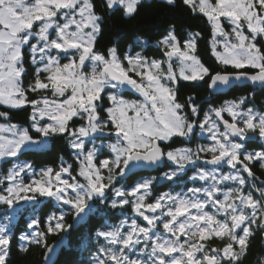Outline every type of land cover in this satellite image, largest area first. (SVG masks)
<instances>
[{
	"label": "snow or ice",
	"instance_id": "6c2138e0",
	"mask_svg": "<svg viewBox=\"0 0 264 264\" xmlns=\"http://www.w3.org/2000/svg\"><path fill=\"white\" fill-rule=\"evenodd\" d=\"M164 2L175 6L176 0ZM182 2L193 15L206 18L211 52L225 66L223 71L212 72L202 63L198 31L189 30L181 38L170 25L155 41L160 57L146 54L152 41L141 34L130 38L126 51L119 37L97 49L104 16L96 11L95 0H0V105L31 107L29 127L0 123V159L16 158L8 161L11 167L0 178V206H5L0 264H7L10 256L11 221L20 202L38 197L68 206L77 221H83L86 209L90 212L97 201L113 210L130 206L146 221L142 226L135 218L130 223L126 219L98 229L90 238L97 246L88 264H241L250 239L257 232L264 235V179L253 171L256 164L264 170V109L248 106V97H239L219 106L210 103L201 116L192 97L180 102L177 96L180 81L206 77L208 87L217 92L241 81L264 91V0ZM140 3L103 0L101 6L109 11L118 6L131 18ZM29 67L32 78L25 86ZM29 93L37 98L30 99ZM0 119L9 121V111H0ZM203 133L211 143L195 151L171 147L174 138L190 140ZM60 138L73 150L75 175L73 164L63 157L58 169L47 166L39 172L30 162H17ZM252 142L258 147L249 148ZM164 159L177 166L162 173L168 181H180L178 173L192 165L188 179L205 186L164 192L151 201L156 177L130 189L115 186L118 177ZM202 159L213 168L197 167ZM225 165L228 172L218 171ZM39 223L33 218L27 228L39 229ZM71 227L63 211L53 213L45 221L46 231L19 236L25 242L20 250L35 244L45 249L49 261L54 246L47 236L67 233ZM256 264H264V257Z\"/></svg>",
	"mask_w": 264,
	"mask_h": 264
},
{
	"label": "trees",
	"instance_id": "16d2710c",
	"mask_svg": "<svg viewBox=\"0 0 264 264\" xmlns=\"http://www.w3.org/2000/svg\"><path fill=\"white\" fill-rule=\"evenodd\" d=\"M103 0H95L96 11L104 16L103 32L98 38V43L96 44L97 49H105L112 45L114 38L119 37L120 48L125 50L128 47L130 38L135 34L147 35L150 37L152 43L145 48L147 55L160 57L161 53L153 43L164 33L170 25H174L175 31L178 36L183 38L187 31L200 32L202 35L198 39V50L197 54L205 66L209 67L212 72L223 71L225 66L220 65L215 57L212 55L210 39L211 30L210 26L206 22V18H203L200 14L193 15L186 5L183 4L182 0H176L175 6L167 5L164 0H141L138 6V11L131 17H124L122 10L114 8V10H107L102 8ZM136 51L141 49L137 48ZM27 61V53H26ZM231 71V68H228ZM32 78V69L29 67L28 75L25 76L24 82L25 86L28 81ZM210 77H206L204 81H180L178 83V100L180 102L186 101L189 97H192L195 103L200 107V115L208 109V104H214L218 106L224 99L228 98H239L248 97V105L252 104L251 97L248 96L249 85L241 84L234 85L225 94H211L209 92L208 82ZM40 93L39 95H42ZM29 98H37L38 94L29 93ZM242 95V96H240ZM255 97L254 103L264 105V91L255 90L252 95ZM253 98V97H252ZM0 111H9L10 122H14L22 127H29L30 121L28 119L31 107L25 106L23 109H8L0 105ZM2 119H0L1 121ZM79 123V121H77ZM205 143L203 139L200 140ZM180 138H174L171 143V147L181 144ZM211 142H208V144ZM106 151V150H105ZM61 157L67 163L73 164V174L75 175L77 161L73 155V150L67 146L66 141L63 138L50 140V145L47 149L39 152H31L21 155L19 161H27L33 165V168H43L47 166H52L54 168H59L61 164ZM103 158V157H102ZM16 158H11L7 160H0V178L6 174L7 170L11 167V163L8 161H15ZM68 178V177H67ZM128 178V177H126ZM118 179H120L118 177ZM28 178H26L27 182ZM130 180V179H129ZM128 180V181H129ZM7 181H5V184ZM116 183L115 185H117ZM4 185H0L3 187ZM50 201L44 202L43 206L40 208L41 216L39 217V229L46 231L45 221L50 215ZM56 210V209H55ZM61 210H58V213ZM47 215V217H46ZM69 217L71 214L67 215L65 218V223L69 222ZM98 222L97 216H89L86 225L84 227H91L90 232L95 229V225ZM25 221L20 220L19 222H13L11 225V230L14 238L10 244V256L7 260V264H41L43 258L44 248L39 247L35 244H29L28 251L24 252L20 250V245L22 242L19 240V234L24 232L22 230ZM94 226V227H93ZM73 229V228H72ZM70 230V236L68 237L70 243L76 238V233L79 234L80 228L77 230ZM89 231V230H88ZM61 234H49L47 236V242L58 239ZM219 242V241H218ZM262 234L257 232L250 239V246L246 257L241 261V264L252 263L254 260H258L261 255H264V245H262ZM74 244V243H72ZM75 246V245H73ZM70 248V249H68ZM61 246L58 253L57 259L53 261L52 264H71L76 260L75 251L71 245L69 247Z\"/></svg>",
	"mask_w": 264,
	"mask_h": 264
},
{
	"label": "flooded vegetation",
	"instance_id": "af4514ba",
	"mask_svg": "<svg viewBox=\"0 0 264 264\" xmlns=\"http://www.w3.org/2000/svg\"><path fill=\"white\" fill-rule=\"evenodd\" d=\"M247 91H249V93L252 91L251 88H247ZM252 93V92H251ZM251 101V100H250ZM212 106H214V104H211ZM255 106V103L249 104L248 106ZM258 109H264L263 105H259L257 104ZM207 107H209V104L207 105ZM197 132H199V129H197ZM181 141H183L181 144H177L176 146L172 147V148H176V147H187V144H189L190 142H192V145H190L189 147L195 151L197 148V144L198 146L201 145H205L208 144V142H211L210 140L207 139V135H196L193 138H191L190 140H185L184 138H180ZM206 140L205 143L201 142L200 140ZM49 145H50V141H49ZM48 145V146H49ZM249 148H257L258 144H256L255 142L249 143ZM47 149V148H46ZM201 156H207V154L205 153H201ZM200 161H197L196 166L199 167L201 166ZM175 164H172V162L167 161L166 159L163 160L162 164H160L154 171L149 172V171H140L137 172L131 176H129L128 178H124V179H118L119 182L117 185H115L116 187L120 188V187H124V188H128L130 189L131 186H133L136 182L137 179H143L144 177H156L157 179L153 181V186H152V196L150 197V201L154 200L155 197L159 194H162L164 192H187L188 188L191 187H202L205 186L203 181H191L188 179L189 176L193 175V166L192 165H186L185 167V171L178 173V175L181 177L180 181H168L167 179H165L162 176V173L164 172H168L172 170V166ZM209 170H211L212 168H208ZM218 171H223V172H228L229 169L228 167L225 165L222 169H219ZM253 171L255 172V174L258 177H261L262 179H264V170L260 169L259 164H256L253 167ZM246 175V174H245ZM130 179V180H129ZM146 179V178H145ZM129 180V181H128ZM226 183H230V182H226ZM129 199H132L131 197H129ZM149 201V202H150ZM50 208H48V210H50V215H52L53 213H58L59 205L56 201L54 200H50ZM32 205H35V209L37 208V213L33 214L32 216L36 219L39 220V217L41 216L40 213V208L43 206L41 204L40 201H34L32 203ZM68 207V206H65ZM56 209V210H55ZM32 210V207L31 209ZM65 213V218L67 217V215L71 214V212L69 211V207L62 210ZM89 216H97L98 222L95 225V229L92 232H87L85 233L87 236L85 237V235H83V238H81L80 243L78 244L77 242H75L74 240L70 243L69 239H67L66 242V237L68 235V232L70 230V228L68 229L67 233H61L60 236H58V239L60 238H64L65 239V243L63 244L64 247H69L70 244L74 243L73 245H75V247H72L71 249H73L76 253V260L73 261L71 264H88V261L90 259V253L91 251H95L96 249V241L93 239H90L91 237L94 236L95 232L98 229H103V227L105 225H112V224H118L120 221L122 220H128V222L130 223L131 219L135 218L138 220L139 223H141L142 226H146V221H143L142 218L136 217L134 213L131 212V208L130 206H124L123 209H110L107 208L105 205H101L99 204V202L97 201L95 204V207L89 212ZM88 216V218H89ZM47 217V215H46ZM69 222L66 224H71L73 222V215L71 214V217H69ZM40 221V220H39ZM24 228L26 227V224H24L23 226ZM94 227V226H93ZM37 230H41V229H37ZM162 231V229H161ZM57 238L54 239L53 241L47 242L48 244L58 240ZM262 240L263 243L262 245H264V235H262ZM103 238H100V243H103ZM213 243H219L218 241H214ZM83 247H81V246ZM70 249V248H68ZM45 249L43 250V255H44ZM260 257H264V255H261ZM257 261V260H256ZM256 261L254 260V262H250L247 264H256ZM53 263V262H52ZM50 263V264H52ZM41 264H45L44 261V256L42 258V263Z\"/></svg>",
	"mask_w": 264,
	"mask_h": 264
},
{
	"label": "rangeland",
	"instance_id": "374dc122",
	"mask_svg": "<svg viewBox=\"0 0 264 264\" xmlns=\"http://www.w3.org/2000/svg\"><path fill=\"white\" fill-rule=\"evenodd\" d=\"M153 45H155V43H153ZM156 46V45H155ZM211 46V45H210ZM126 50H128V47L125 49V51ZM140 51V50H139ZM198 55V54H197ZM148 56H150V57H152L151 55H148ZM246 85H250L249 83H245ZM249 88H251L250 86H249ZM252 89V94H254V91L255 90H253V88H251ZM209 92L213 95L214 93L213 92H211V90H210V88H209ZM240 96H242V95H240ZM253 97V98H252ZM130 98H136V97H130ZM231 99H233V98H228V99H224L221 103H219L218 104V106L219 105H221L225 100H231ZM254 101H256L255 100V97L254 96H251V102L252 103H254ZM258 103H255V105H256V109H258V105H257ZM260 105V104H259ZM2 106H4V105H2ZM252 106V105H251ZM264 106V105H263ZM4 107H6V106H4ZM224 115V117L226 118V119H231L230 117H228L227 116V113H224L223 114ZM0 123H14V122H10V121H4L3 119L0 121ZM16 124V123H15ZM200 135H207V133H203V134H200ZM206 140H204V142H205ZM190 145H192V142H190L189 144H187V147H189ZM90 146V145H89ZM180 147H182V146H180ZM197 147H198V144H197ZM190 148V147H189ZM102 158V157H101ZM104 158V157H103ZM0 160H2V159H0ZM17 162H23V161H17ZM177 166H175V168H176ZM174 168V169H175ZM153 176H151V177H144L143 179H151ZM65 178H67V177H65ZM142 179V180H143ZM141 179L139 178V179H137V182L138 181H140ZM19 208L20 207H22V208H20V211H18V212H16L15 213V216H14V219H12V221H11V225H12V223L13 222H19L20 220H23V221H25V220H30V219H33L34 217L32 216L33 214H36L37 213V208L35 209V211L33 212L32 210H29V209H31V207H32V204H30V203H28V202H26V203H24V204H21V205H19L18 206ZM9 212H12V210H9ZM9 214H11V213H9ZM87 216V215H86ZM0 217H2V215L0 216ZM86 218V217H85ZM88 219V218H87ZM87 219H84L83 221H77V220H74L73 219V222L71 223V225H72V227L70 228V230L72 229V230H77L78 228H80V232H79V234L78 233H76V238H75V242H77L78 244L80 243V240H81V238H83V235H85V237L89 234H85V233H87V232H90V229H91V227H89V225L87 226V227H84L85 225H86V222H87ZM0 223H2V220H0ZM70 230H69V232H68V235L70 234ZM89 230V231H88ZM70 236V235H69ZM72 247H75V246H73V244H70ZM81 246V245H80ZM81 247H83V246H81ZM60 251V250H59ZM59 251H58V253H59ZM58 253L56 254V256L54 257V260H56L57 259V256H58ZM44 261H45V257H44ZM45 263H46V261H45Z\"/></svg>",
	"mask_w": 264,
	"mask_h": 264
},
{
	"label": "water",
	"instance_id": "95a60500",
	"mask_svg": "<svg viewBox=\"0 0 264 264\" xmlns=\"http://www.w3.org/2000/svg\"><path fill=\"white\" fill-rule=\"evenodd\" d=\"M245 83H249L250 84V82H243V81H241V82H236L235 84L236 85H241V84H245ZM234 84V85H235ZM210 90H211V92H213L214 94H225L226 92H228V90L229 89H227V90H225V91H222V92H217V91H215L214 89H211L210 88ZM156 166V165H155ZM155 166H152V167H143V168H136V169H133L132 171H143V170H149V171H151V170H153L154 168H155ZM50 245H53L54 246V253H52V254H50V259H49V261H46V263L47 264H50V263H52L53 261H54V257L56 256V254L58 253V251L60 250V247H61V241H55V242H53V243H51Z\"/></svg>",
	"mask_w": 264,
	"mask_h": 264
}]
</instances>
